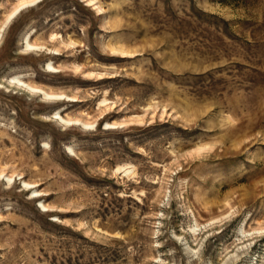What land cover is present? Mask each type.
<instances>
[{"label":"rangeland","instance_id":"rangeland-1","mask_svg":"<svg viewBox=\"0 0 264 264\" xmlns=\"http://www.w3.org/2000/svg\"><path fill=\"white\" fill-rule=\"evenodd\" d=\"M26 1L0 0V264H264V0Z\"/></svg>","mask_w":264,"mask_h":264},{"label":"bare ground","instance_id":"bare-ground-1","mask_svg":"<svg viewBox=\"0 0 264 264\" xmlns=\"http://www.w3.org/2000/svg\"><path fill=\"white\" fill-rule=\"evenodd\" d=\"M37 0H28V1H26L25 3H23V4H21V8L23 7V6H25V5H27V4H33V3H35ZM17 10H20V8L19 9H17ZM45 96H48V97H50L49 95H47V94H45V93H43ZM61 119V118H60ZM62 120V119H61ZM63 121V120H62Z\"/></svg>","mask_w":264,"mask_h":264}]
</instances>
